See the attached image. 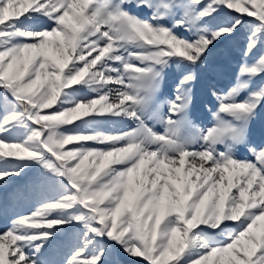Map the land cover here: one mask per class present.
<instances>
[{"label": "snow or ice", "instance_id": "obj_1", "mask_svg": "<svg viewBox=\"0 0 264 264\" xmlns=\"http://www.w3.org/2000/svg\"><path fill=\"white\" fill-rule=\"evenodd\" d=\"M240 32L205 127L195 69ZM262 107L264 0H0V187L37 172L0 264H264Z\"/></svg>", "mask_w": 264, "mask_h": 264}, {"label": "rangeland", "instance_id": "obj_2", "mask_svg": "<svg viewBox=\"0 0 264 264\" xmlns=\"http://www.w3.org/2000/svg\"><path fill=\"white\" fill-rule=\"evenodd\" d=\"M133 11H140L141 15L148 14L146 9L136 10L133 8ZM183 35H188V33H183ZM243 36V32H240L231 43L217 45L209 53L206 64L195 69L197 78L191 86L193 100L190 115L196 123L205 127L210 126L211 114L207 111L205 105L207 104L213 110H215L216 106V101L210 95V90L213 87L226 89L233 79L237 70L236 65L240 60L239 50L244 46ZM258 54L257 52L256 55ZM178 77L179 73L175 66L167 70L160 92L161 98L173 95V89ZM259 79L261 78L257 79V83ZM157 131H163V129L157 125ZM249 141L256 146L264 145V107L259 109L256 119L251 124ZM237 156L252 159L245 146L238 148ZM36 175L35 169L26 170L24 175L11 178L6 187H0V231H3L8 226L15 212L26 211L29 207L26 199L18 201L17 194L22 190H26L27 186L35 180ZM66 239L67 237H61L58 241L60 246H54L50 249L48 254L50 259H62L64 252L62 245Z\"/></svg>", "mask_w": 264, "mask_h": 264}]
</instances>
